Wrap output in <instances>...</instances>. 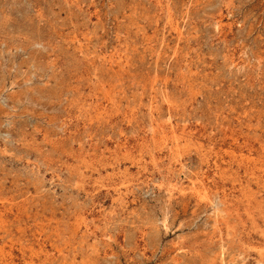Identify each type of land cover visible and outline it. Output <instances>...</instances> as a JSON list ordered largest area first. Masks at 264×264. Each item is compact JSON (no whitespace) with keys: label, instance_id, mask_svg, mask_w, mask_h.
Here are the masks:
<instances>
[{"label":"rangeland","instance_id":"374dc122","mask_svg":"<svg viewBox=\"0 0 264 264\" xmlns=\"http://www.w3.org/2000/svg\"><path fill=\"white\" fill-rule=\"evenodd\" d=\"M262 160L264 0H0V264H264Z\"/></svg>","mask_w":264,"mask_h":264},{"label":"bare ground","instance_id":"6f19581e","mask_svg":"<svg viewBox=\"0 0 264 264\" xmlns=\"http://www.w3.org/2000/svg\"><path fill=\"white\" fill-rule=\"evenodd\" d=\"M169 22H170V21H169ZM172 25H173V24H172ZM218 26H219V25H218ZM177 27H178V26H177ZM177 29H178V28H177ZM175 30H176V29H175ZM176 31H177V30H176ZM186 79H187V78H186ZM152 81H153V79H152ZM188 83H189V82H188ZM108 84H109V83H108ZM110 85H111V84H110ZM100 87H101V86H100ZM107 87H110V86H107ZM148 87H149V86H148ZM187 87H188V86H187ZM144 88H145V87H144ZM104 91H106V90H104ZM104 91H103V92H104ZM106 93H107V92H106ZM106 93H105V94H106ZM109 102H110V101H109ZM170 103H171V102H170ZM150 105H151V104H150ZM152 105H153V104H152ZM168 106H169V105H168ZM173 107H174V106H173ZM168 108H169V107H168ZM149 112H150V111H149ZM154 115H155V114H154ZM154 118H155V117H154ZM150 120H151V119H150ZM154 121H155V120H154ZM169 123H170V122H169ZM169 123H168V124H169ZM162 124H163V123H162ZM161 126H163V125H161ZM164 127H165V125H164ZM171 127H172V126H171ZM160 128H161V127H160ZM169 128H170V127H169ZM163 129H164V128H163ZM222 129H223V128H222ZM159 130H160V129H159ZM160 131L163 132V130H160ZM163 134H164V133H163ZM165 134H166V132H165ZM172 134H173V133H172ZM166 135H167V134H166ZM178 136H179V135H178ZM187 138H188V137H187ZM191 141H192V140H191ZM225 141H226V140H225ZM200 142H201V141H200ZM202 143H203V142H202ZM247 143H248V142H247ZM184 145H186V144H184ZM210 146H211V145H210ZM210 146H209V147H210ZM243 146H244V145H243ZM179 147H180V146H179ZM249 147H250V146H249ZM253 147H254V146H253ZM259 147H260V146H259ZM223 149H224V148H223ZM208 150H209V148H208ZM233 150H234V149H233ZM217 151H218V150H217ZM201 152H203V151H201ZM213 152H214V151H213ZM231 152H232V151H231ZM237 152H238V151H237ZM219 153H220V152H219ZM199 154H200V153H199ZM213 154H214V153H213ZM218 155H219V154H218ZM260 155H261V154H260ZM260 155H259V156H260ZM254 158H255V157H254ZM111 159H112V158H111ZM259 159H260V158H259ZM222 160H223V159H222ZM211 161H212V160H211ZM217 161H218V160H217ZM230 161H231V160H230ZM262 161H264V160H262ZM106 164H107V163H106ZM110 164H111V163H110ZM238 171H239V170H238ZM238 171H237V172H238ZM235 172H236V171H235ZM243 172H244V171H243ZM214 173H215V172H214ZM205 174H206V173H205ZM231 176H232V175H231ZM204 177H205V176H204ZM206 178H207V177H206ZM191 180H192V179H191ZM191 180H190V181H191ZM203 180H204V179H203ZM204 181H205V180H204ZM257 183H258V182H257ZM213 184H214V183H213ZM192 185H193V184H192ZM214 185H215V184H214ZM217 188H218V187H217ZM234 188H235V187H234ZM201 189H202V188H201ZM204 191H205V190H204ZM224 192H225V191H224ZM230 193H231V192H230ZM263 194H264V193H263ZM216 196H217V195H216ZM223 196H224V195H223ZM197 198H198V196H197ZM217 198H218V197H217ZM220 198H221V196H220ZM252 198H253V197H252ZM208 199H209V198H208ZM212 199H213V198H212ZM208 201H209V200H208ZM213 201H214V200H213ZM218 201H219V199H218ZM220 203H221V202H220ZM236 203H237V202H236ZM240 203H241V202H240ZM209 204H210V203H209ZM210 205H211V204H210ZM216 207H217V206H216ZM232 207H233V206H232ZM232 207H231V208H232ZM238 207H239V206H238ZM249 207H250V206H249ZM252 207H253V206H252ZM226 208H227V207H226ZM226 208H224V209H226ZM231 208H230V209H231ZM259 208H260V207H259ZM224 209H223V210H224ZM213 210H214V209H213ZM261 210H262V209H261ZM217 211H218V210H217ZM259 211H260V210H259ZM262 211H263V210H262ZM259 213H260V212H259ZM255 214H256V213H255ZM225 216H226V214H225ZM253 217H254V216H253ZM256 217H257V216H256ZM262 218H263V217H262ZM222 219H223V218H222ZM222 219H221V220H222ZM228 220H229V219H228ZM224 221H226V220H224ZM75 224H76V223H75ZM75 224H74V225H75ZM225 224H226V223H225ZM74 225H73V226H74ZM233 225H234V224H233ZM75 226H76V225H75ZM75 226H74V227H75ZM225 228H226V227H225ZM230 229H231V228H230ZM232 229H233V228H232ZM234 230H235V229H234ZM214 233H215V232H214ZM209 236H210V235H209ZM214 237H216V236H214ZM217 237H218V236H217ZM209 238H210V237H209ZM209 238H208V239H209ZM243 238H244V237H243ZM238 240H239V239H238ZM66 242H67V241H66ZM66 242H65V243H66ZM68 243H69V242H68ZM247 243H248V242H247ZM249 245H250V244H249ZM246 246H247V245H246ZM60 247H61V246H60ZM261 252H262V251H261ZM263 254H264V253H263ZM207 258H208V257H207ZM209 259H210V258H209ZM212 260H213V258H212ZM8 262H9V261H8ZM10 262H11V261H10ZM5 264H6V263H5ZM205 264H206V263H205Z\"/></svg>","mask_w":264,"mask_h":264}]
</instances>
